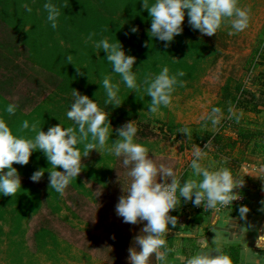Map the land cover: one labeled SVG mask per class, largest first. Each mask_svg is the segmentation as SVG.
<instances>
[{
	"label": "trees",
	"instance_id": "trees-1",
	"mask_svg": "<svg viewBox=\"0 0 264 264\" xmlns=\"http://www.w3.org/2000/svg\"><path fill=\"white\" fill-rule=\"evenodd\" d=\"M44 2L45 0H0V26L7 32L4 46H7L9 53H15L16 59L22 62L20 64L7 55L4 58L3 52H0V71L6 69L12 76L0 79V118L8 123L14 135L34 136L35 133L29 129H21L20 125L24 120H27L29 125L35 123L43 131H47L59 121L63 126H71L72 122L67 119L65 113L72 101V89H75L80 94L94 99L98 107L104 110L113 129L112 134L110 130L106 147L111 144V140L117 138L115 130L131 120L137 127L136 141L145 147H152L147 142L149 135L142 122L144 118L155 116L147 112V104L151 98L146 96L142 87L136 92L126 88L119 76L111 72V65L105 59L106 54L94 48V42L104 37H107L109 42L119 41L125 53L136 58L133 70L139 67L138 84L145 77L158 73L164 65L168 66L170 73L183 72V76L177 77L183 84H177L171 98L200 82L218 55L216 48L202 39L199 31L193 30L187 23V10L181 25V34L176 35L165 48L163 42L149 37L147 33L151 20L147 9L143 8L142 0H51L60 11L55 29L46 20ZM148 2L151 4L153 0ZM28 8L31 9L30 12L27 11ZM133 26L138 29L134 34L130 32ZM89 33L93 34L91 40L88 39ZM69 53L72 54L73 64L66 63L65 58ZM250 62L252 67L260 64L264 68V46H261L260 50L256 49ZM76 67L83 75L77 73ZM30 70L43 75L46 78L45 84L40 85L38 92H30L15 99V93L7 90L16 80L13 75L18 74L17 80L36 79L29 75ZM106 74L111 76L114 83L119 84V107L104 104V91L99 82ZM5 75L7 74L1 77L4 78ZM258 78L261 83V90L258 92L248 90L243 82L234 78H228L223 84L218 101L211 107L220 109L222 128L233 125L234 120L229 116V108L233 112L240 109L255 114L264 110V70ZM8 103L17 105L14 115L9 116L4 112ZM160 112H167V107H162ZM178 127L179 124L175 125V122L168 123L164 124L162 131L172 135L171 139L175 140L177 134L174 132ZM236 135V140L226 138L220 132L201 135L197 137L200 140L198 145L205 151L214 149L217 158L226 150L235 149L238 143L246 146L253 143L252 153L264 148L262 142L255 140L260 133L256 134L238 126ZM79 148L83 153V144L79 145ZM99 150L104 151V157L98 161V166L86 164L81 167L80 173L84 174L86 182L104 187L112 177L114 168L110 167L115 165L116 161L105 149ZM96 151L91 150L88 156L82 157L81 160L94 157ZM240 154L244 155L245 152ZM12 166L20 177V188L14 196L0 195V248L7 244V249L0 252L7 256L6 264H35L25 260V223L45 209H49L54 215L60 214L62 195L49 188L50 164L42 151L32 152L28 164L21 166L13 163ZM41 168L45 169V172L40 181H31L32 173ZM57 170L62 171L59 166ZM186 173L187 171L181 175V183L187 177ZM84 178L79 174L73 178L69 183L71 189L88 193ZM182 201L183 198L180 202L178 200V203L181 204ZM183 206L185 208L188 205ZM208 212L190 213L185 228L190 229L199 216ZM165 240L173 250L168 257H172L178 250L176 240L169 236ZM33 243L35 253L45 256L49 261L56 257V251L60 247L56 235L46 227L35 231ZM231 252L236 254L235 259L231 261L237 264L239 255L233 249ZM149 261L155 264L154 257H150Z\"/></svg>",
	"mask_w": 264,
	"mask_h": 264
},
{
	"label": "clouds",
	"instance_id": "clouds-1",
	"mask_svg": "<svg viewBox=\"0 0 264 264\" xmlns=\"http://www.w3.org/2000/svg\"><path fill=\"white\" fill-rule=\"evenodd\" d=\"M142 5L147 9L151 20L147 30L149 37L163 42L165 48L176 35L181 34L185 10L187 23L201 35L211 37L216 34L222 21L230 24L229 35L241 32L248 26L249 10L238 7L237 0H153L151 4L148 0H142ZM43 9L46 12V20L55 29L60 15L59 9L51 0H45ZM27 11L30 12L31 9L28 8ZM137 31L135 26L130 28L133 34ZM92 36L93 34L89 33L88 39L91 40ZM94 48L106 54L105 59L111 65V72L119 76L126 88L135 92L143 88L146 96L151 98L147 104L149 114H159L162 107L169 106L175 87L178 83L181 86L183 84L177 77L183 76L184 73H170L167 65L138 84L139 67L133 70L136 58L127 55L119 41L109 42V39L104 37L94 42ZM96 53L98 54V51ZM65 59L66 63L73 64L71 53ZM76 71L83 75L77 67ZM99 85L104 91V104L119 107V84L114 83L111 76L106 74ZM71 97L70 107L65 113L67 119L72 122L71 126H63L59 121L47 131H43L35 123L29 125V122L24 120L21 122V129H29L35 133L34 136L25 137L14 135L8 123L0 118V195L16 194L20 188V177L12 165L28 164L34 151H42L50 164L49 188L63 195L70 181L81 172L82 157H87L91 150L105 149L113 157L120 159L122 166L127 169L126 176L130 178L115 205L116 215L122 218L123 223H143L140 233L133 238V246L128 249V264H149L150 257H154L161 264L166 261L173 250L168 247L163 237L170 231L169 225L172 228L177 225V217L169 215V212L176 209L181 198L185 203L190 201L194 207L203 206L204 210L213 213L241 198L233 189L242 187L243 183L234 179L227 167L210 169L204 166L202 161L206 154L197 145H193L188 165L191 176L181 183L178 172L174 171L173 167L163 163L157 165L153 155L149 156V150L136 141L137 127L133 120L118 127L115 130L117 138L111 140V144L106 147L110 130L112 134L113 129L104 110L98 107L94 99L80 94L75 89H72ZM16 108L15 103H8L4 112L11 116L15 114ZM228 112L229 116L234 115L231 108ZM219 114L220 109L213 107L210 113L201 119L210 120L215 126ZM188 131L185 128L182 133L187 135ZM81 144L83 153L79 148ZM58 166L62 171L57 170ZM44 172L43 168L35 170L30 180L39 182ZM157 177L160 182H157ZM260 205L259 211L264 212V199L260 201ZM248 212L249 208L241 205L238 208L239 219L245 220ZM212 243L211 252H196L187 257L179 255L176 259L180 264H232L230 256L216 245L215 237ZM255 246L264 249V227L255 237ZM208 247V243L200 244L201 249Z\"/></svg>",
	"mask_w": 264,
	"mask_h": 264
},
{
	"label": "rangeland",
	"instance_id": "rangeland-1",
	"mask_svg": "<svg viewBox=\"0 0 264 264\" xmlns=\"http://www.w3.org/2000/svg\"><path fill=\"white\" fill-rule=\"evenodd\" d=\"M237 6L249 10L248 26L241 32L229 35L230 24L222 21L213 36L200 34V37L211 43L218 52L206 75L194 87L175 94L167 106V112H159L154 117L142 120L149 135L147 142L152 146L146 147L149 156L153 155L157 165L163 163L173 167L174 171L178 172V176L181 171L188 170L186 164L190 160L186 161V157L187 155L190 157V154L184 153L185 149L189 144L200 143L191 130L203 126L211 128L210 121L201 117L210 113L227 79L240 80L250 91L261 90L258 75L264 68L260 64L252 67L250 59L256 49L260 50V47L264 46V0H237ZM6 35V30L0 26V52H3L4 58L7 55L22 64L21 60L16 59L15 53H9L7 46H4ZM3 74L7 75L3 78L1 77ZM29 75L36 79L17 80L18 74L13 75L16 80L7 90L15 93V99L30 92L34 94L40 90L41 84H45L46 78L38 75L36 71L30 70ZM8 77L12 76L6 69L0 71L1 80ZM262 120L263 122L260 123ZM262 120L254 121L253 124L255 122H258V125L264 124L263 117ZM173 122L175 125L179 124L174 132L177 134L175 140L171 139L172 135L162 131L164 124ZM221 125H215L212 131L220 129ZM185 128L189 130L187 135L182 133ZM199 132L202 135L203 132L201 130ZM193 139H196V142ZM254 154L258 155L257 150ZM103 157L104 151H96L94 157L81 160V167L86 164L98 166V161ZM220 157L225 159L226 155L222 153ZM182 160H185V163H182ZM115 161V165L110 167L114 170L108 185L107 183L104 187L93 185L86 182L83 173H79L84 178L88 193L76 192L68 185L62 195L60 214L54 215L49 209H45L25 223V260L35 264H128V249L133 246V238L140 233L143 223H123L122 218L115 213L118 198L123 194V187H127L130 179L126 176L127 169L122 166L120 159L115 158ZM232 164L233 170L241 169L242 164L237 163V167L236 164ZM157 182H160L159 177ZM42 227L53 231L60 245L52 261L35 253L33 235ZM163 238L165 239L166 235ZM6 246L7 244L2 245L0 251L4 252ZM1 252L0 264H6L7 256ZM157 262L155 260V264Z\"/></svg>",
	"mask_w": 264,
	"mask_h": 264
},
{
	"label": "crops",
	"instance_id": "crops-1",
	"mask_svg": "<svg viewBox=\"0 0 264 264\" xmlns=\"http://www.w3.org/2000/svg\"><path fill=\"white\" fill-rule=\"evenodd\" d=\"M233 113V125L229 124L224 128L221 127L222 129L218 128L212 131V129L215 128L210 122L211 128L203 126L191 131L196 138L198 135H201L199 132L201 130V132H203L202 135L220 132L224 137H231L233 140H236V131L238 126H240L256 134L260 133L259 137H255V140H257L258 143L262 142L264 145V124L258 125V122L253 124L254 121H261L262 117L264 119V110L255 114L236 109ZM222 120V118H219L216 125L220 124ZM262 122L263 120L260 123ZM193 141L196 142V139H193ZM198 144L199 143L189 144L188 148L185 149L184 153L189 152L190 154V157L187 155L186 161L191 160L193 145L199 146ZM252 149L253 143H250L248 146L238 143L235 149H228L224 152V155H226L225 159L220 156L217 158V153L212 148L207 149V151L202 149L206 154L202 161L204 166L210 169L229 167L234 179L243 183L242 187L234 188L233 192L242 195L244 202L243 204L226 208L215 213L209 211L207 214L199 216L196 223H192L193 226L191 225L192 227L188 230L185 227H171L170 234L172 232L174 233L168 236L176 240L175 243L178 250L175 251L172 257H167L163 264H180L176 259L179 255L187 257L196 252H211L213 250L212 241L214 237L216 245L219 246L221 251L228 254L231 260L236 257V254L231 252V249L235 250V253H238L239 261L237 264H264V250L255 248V237L258 235L259 230L264 227V212L259 211L261 207L260 201L264 199V191H262V187H264V148H262V150H257V156L252 153ZM243 151L245 154H240ZM245 162H248L247 164L250 165L245 170L239 169L235 171L231 168L233 165L232 163L236 164L237 167V163L245 164ZM182 163H185V160ZM189 163L190 161L186 164L187 167ZM185 171H187L186 180L191 176V169L188 167V170ZM183 172H180L179 178ZM189 203L190 201L188 203L182 201L181 205H188ZM241 205H245L249 208L246 219L243 221L239 219L238 215V208ZM168 236H166V238ZM201 243H208L209 247L201 249ZM157 264H161V262H157Z\"/></svg>",
	"mask_w": 264,
	"mask_h": 264
},
{
	"label": "built area",
	"instance_id": "built-area-1",
	"mask_svg": "<svg viewBox=\"0 0 264 264\" xmlns=\"http://www.w3.org/2000/svg\"><path fill=\"white\" fill-rule=\"evenodd\" d=\"M250 165L245 163V164H242V166L240 167L242 170H245L249 167ZM185 172V171H184ZM183 172V173H184ZM183 173L181 175H183ZM181 178V177H180ZM179 178V179H180ZM241 198L237 199V200H234L232 202V205L229 204L228 206L226 207H223V208H220L219 211H222L226 208H230V207H233V206H236V205H240V204H243L244 202V198L242 195H239ZM202 212V213H206L208 212L207 210H204L203 206H193L191 204V202L188 204V206H186L185 208L181 205V204H177V207L175 210H170L169 212V215H172V216H176L177 217V225L176 227H180V228H183L185 227L186 223H187V218L189 216V214H196L197 212ZM210 211V210H209ZM169 229L171 228V225L168 226Z\"/></svg>",
	"mask_w": 264,
	"mask_h": 264
},
{
	"label": "water",
	"instance_id": "water-1",
	"mask_svg": "<svg viewBox=\"0 0 264 264\" xmlns=\"http://www.w3.org/2000/svg\"><path fill=\"white\" fill-rule=\"evenodd\" d=\"M169 233V234H168ZM167 234H165L166 236L167 235H172V233H174V232H172L171 234H170V231L168 232ZM255 248H257L256 246H255ZM257 249H260V248H257ZM262 250H264V249H262Z\"/></svg>",
	"mask_w": 264,
	"mask_h": 264
}]
</instances>
